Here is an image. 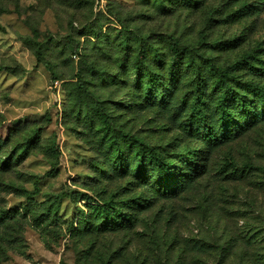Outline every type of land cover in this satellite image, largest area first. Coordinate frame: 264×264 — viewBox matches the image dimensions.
Here are the masks:
<instances>
[{
	"label": "rangeland",
	"instance_id": "rangeland-1",
	"mask_svg": "<svg viewBox=\"0 0 264 264\" xmlns=\"http://www.w3.org/2000/svg\"><path fill=\"white\" fill-rule=\"evenodd\" d=\"M26 37L46 42L42 61ZM171 46L200 62L257 56L261 66L264 0H0V264H233L231 233L264 227V120L212 150L181 132L196 74ZM137 60L157 73L159 91L170 85L168 110L137 103L145 87ZM97 102L117 133L169 154L196 150L194 180L185 187L170 176L165 194L151 176L133 192L120 177L99 181L109 163L102 123L81 119ZM133 196L142 205L133 223L110 231L104 217L78 231L106 200L134 212ZM55 198L60 207L48 211Z\"/></svg>",
	"mask_w": 264,
	"mask_h": 264
},
{
	"label": "trees",
	"instance_id": "trees-1",
	"mask_svg": "<svg viewBox=\"0 0 264 264\" xmlns=\"http://www.w3.org/2000/svg\"><path fill=\"white\" fill-rule=\"evenodd\" d=\"M169 1L186 5H195L198 2V0ZM24 41L34 50L37 61H42L46 42H40L33 37H26ZM170 48L174 52V58L189 66L191 73L196 74V78H192L190 83L188 95L191 96V100H189L190 104L186 101V104L189 105L186 119L179 124L181 132L195 136L204 143L208 150H212L238 139L246 130L264 120V116H262L264 115V79L262 78L261 81L256 77V75L264 73V63L259 66L262 58L248 56L246 59L242 57L236 59L229 66L223 67L210 56H203L205 58L200 62L199 57L192 56L186 47L171 46ZM147 51L148 59L155 65L156 62L157 66L161 65L159 63H163V58L160 60L162 55L157 50L148 49ZM135 65L136 72L139 73V82L145 86L142 87L144 90L141 94L143 99L137 101L139 106L157 105L168 110L171 100L167 91L171 90L170 85L168 83H165L164 86L160 85L162 89L159 91L157 84L160 78L156 77L157 73L147 71L139 60L135 62ZM239 71H242L243 75L245 74L244 80L237 79L238 76L240 77ZM101 80L106 83V77H101ZM78 81L82 82V78L79 77ZM90 111L92 115L86 109L81 115V119L84 125L90 127H93L95 121L102 123L100 144L105 149L104 158L109 161L105 165V169L98 170L99 181L120 177L126 180V186H128H122V190L133 192L148 183L151 176L165 184L162 189L165 194L170 176H178L179 179L185 178L180 186L189 185L194 180V173L198 170L196 150L185 147L179 152L169 154L166 149L160 150L150 146L127 133H117L111 126V116L108 114L107 108L100 103H95ZM9 136L8 133L5 140ZM245 164L246 167H251V163ZM107 169L109 171L105 173ZM259 170L264 169L259 168ZM240 177L239 175L236 179ZM102 192L110 193L106 186ZM152 195L157 196L154 193ZM59 198L61 199V196ZM60 199L55 198L47 206V210L51 211L50 208L55 207L54 211H57L60 207ZM139 199L138 196H133L130 200L128 198L127 208L134 211L142 207L139 205ZM144 207L146 206L144 205ZM135 214L136 211L125 212L122 207L106 200L104 205L95 207L92 218L87 220L78 231L90 232L89 223H92L94 228H99L97 220L104 219V217L107 219V230H118L133 223L136 219ZM252 231L253 233L245 237L238 235L236 231L231 233L232 243L226 249V256L232 260L233 264H264V227ZM61 264L67 263L62 262Z\"/></svg>",
	"mask_w": 264,
	"mask_h": 264
}]
</instances>
